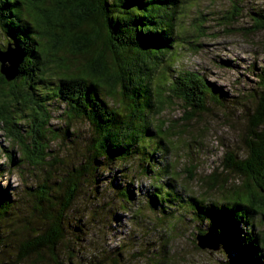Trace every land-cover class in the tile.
<instances>
[{"label":"trees","instance_id":"obj_1","mask_svg":"<svg viewBox=\"0 0 264 264\" xmlns=\"http://www.w3.org/2000/svg\"><path fill=\"white\" fill-rule=\"evenodd\" d=\"M191 3L0 0V29L24 52L13 80L7 81L0 73V127L16 139L29 165L44 173L42 183L25 187L20 200L28 203L26 213L17 198L11 199L0 187V264H23L30 258L34 263L65 264L64 255L68 264H74L73 244H79L90 231L89 223L83 224L85 230L77 226L81 219L75 215L71 226L75 201L85 189L97 198L100 175L109 172L113 163L126 182L111 186L123 211L135 205L134 218L148 210L167 214L165 221L180 206L191 212V221L198 222L196 233L211 230L220 237L228 255L223 264H263L264 230H254V215L260 216L259 222L264 218V59L261 65L252 64L253 86L237 94L238 100H230L198 72H170L179 50L185 47L182 43L193 46L192 41L204 34L199 21L202 13L193 22L192 34L182 20L185 6ZM243 9L251 21L247 32L264 31V6L248 9L241 0L232 1L220 16L223 27H233ZM18 99L37 108L25 112L19 119L21 125L12 120L7 108ZM175 101L183 107L186 122L214 108L228 110L231 106H238L245 117L241 134L244 156L228 152L230 162H221V171L236 173L242 182L226 188L227 179L218 182L216 172L204 179L206 191L220 192L218 200H208L205 194L187 195L175 182L176 171L165 163L171 150L166 139L171 132L163 128L164 121L157 122L152 116ZM53 103L63 105L61 147L81 142L79 136L68 138L72 123L81 121L91 131V137L81 143L83 154L76 164L50 149V143L60 139L56 129L48 126ZM21 126L30 144L19 134ZM7 157L13 164L12 156ZM134 175L147 176L151 182L149 193L140 191L138 205L133 203L130 182ZM161 177H165L163 181ZM187 177L194 178L192 173ZM119 258L118 252L103 256L112 264H119Z\"/></svg>","mask_w":264,"mask_h":264},{"label":"rangeland","instance_id":"obj_2","mask_svg":"<svg viewBox=\"0 0 264 264\" xmlns=\"http://www.w3.org/2000/svg\"><path fill=\"white\" fill-rule=\"evenodd\" d=\"M190 1L192 3L185 6L182 20L188 33L192 34L193 22L199 13H202L199 21L203 22L204 34L200 35V38L196 37L198 41H192L195 43L194 47L187 42L182 43L185 47L179 50L170 72H173L171 71L173 69L198 72L204 75L209 83L226 93L230 100H238L237 94L253 86V75L250 73L252 64L261 65L264 59L262 53L264 31L247 32L251 21L247 13L244 15L245 9L240 19L232 25L233 27H223L219 18L234 0ZM241 4L248 9H259L264 6V0H241ZM9 41L0 29V46L4 48ZM30 107L36 108L34 103L19 99L16 102L10 101L7 106L12 120L16 121L22 119L25 112L30 111ZM236 107L237 109L231 106L228 110L214 108L213 111L196 115L186 122L183 107L175 101L153 114L152 118L157 122L164 121L163 128L165 126L171 132L166 139L170 141L171 150L165 157V163L171 164L176 171L175 182L184 188L187 195L205 194L204 198L208 200L220 199L218 190L206 191L204 186V179H208L212 172L219 174L218 182L222 181L221 178L227 179L226 188L242 182V178L236 173L221 171V162H230L228 152H235L238 158L245 154V146L241 140V134L245 129V117L241 109ZM49 108L54 110L48 126L54 131L56 129L57 137L60 138L57 140L55 138L50 143L52 154L62 156L63 159L64 155H67V158L76 164L81 160L80 153L83 154L84 146L81 143L91 137V131L88 125L81 121L72 123L68 128V138L79 136L81 142L75 145L65 142L67 145L61 147L63 141L60 131L63 133L65 125V119L61 116L63 105L57 106L53 103ZM26 118L30 119L29 116ZM21 123L22 121H19L20 125ZM19 129V134L26 141V145L30 144V138L26 137L23 131L24 127L21 126ZM71 133L73 135H70ZM10 135L0 127V187L7 190L11 199L17 198L18 206L26 213L28 203L23 199L20 200L21 196H25V187L42 183L44 173L38 166L29 165V162L23 158L22 150L15 142L16 139ZM7 154L12 156L13 164L10 163ZM113 165L114 163L109 172L105 171L100 175L102 179L96 185L97 198L94 199L92 194L91 196L88 194V189H85L75 201L74 210L70 215L71 226L75 222L73 218L75 215L81 219L77 226L85 230L83 224L89 223L90 231L81 242L77 241L79 244H73L75 251L71 261L74 264L80 262L94 264L96 261H102L101 264H112L108 259H103V256L116 252L120 253L119 264H156L157 261L166 264H223L228 259L227 249L224 247L222 249L219 247L220 253H216L215 256L196 246L194 236L198 222L191 221L192 215L187 209L184 210L180 206L176 209L173 207L174 215L172 211L173 216L165 221L163 218L167 217V214L157 215L148 210L141 213L140 217L134 218L135 205L132 209L123 211L111 186H124L126 182L120 179L119 171ZM190 173L194 176L193 179L187 177ZM137 176L134 175V178L130 179L131 189L134 191L133 203L136 205L140 204L138 199L141 196L140 191L143 195L149 193L151 184L147 176ZM164 178L161 177L162 181ZM109 180L112 184L108 186ZM26 198L29 197L26 195ZM95 210H99V213L94 214ZM93 217L96 221H93ZM254 218L256 219L254 230H264V218L260 222L259 215L255 214ZM119 246L121 247L116 250ZM92 255L94 256L91 257ZM63 261L68 264L65 255ZM23 264L42 263H34L30 258Z\"/></svg>","mask_w":264,"mask_h":264},{"label":"water","instance_id":"obj_3","mask_svg":"<svg viewBox=\"0 0 264 264\" xmlns=\"http://www.w3.org/2000/svg\"><path fill=\"white\" fill-rule=\"evenodd\" d=\"M23 55V50L16 43L7 42L3 49L0 48V73L7 81H11L17 76ZM194 240L199 249L207 250L215 256L216 253H220L219 247L221 249L223 247L220 237L211 230H206L203 234L196 233Z\"/></svg>","mask_w":264,"mask_h":264}]
</instances>
